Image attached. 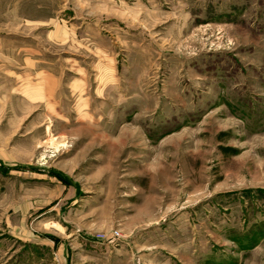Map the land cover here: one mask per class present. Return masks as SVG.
<instances>
[{"label": "rangeland", "instance_id": "obj_1", "mask_svg": "<svg viewBox=\"0 0 264 264\" xmlns=\"http://www.w3.org/2000/svg\"><path fill=\"white\" fill-rule=\"evenodd\" d=\"M0 264H264V0H0Z\"/></svg>", "mask_w": 264, "mask_h": 264}]
</instances>
